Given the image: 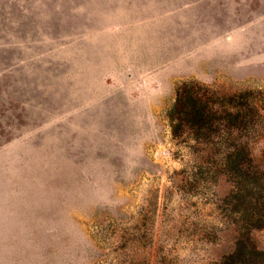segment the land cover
<instances>
[{
  "label": "rangeland",
  "instance_id": "rangeland-1",
  "mask_svg": "<svg viewBox=\"0 0 264 264\" xmlns=\"http://www.w3.org/2000/svg\"><path fill=\"white\" fill-rule=\"evenodd\" d=\"M244 146L264 0H0V264H264Z\"/></svg>",
  "mask_w": 264,
  "mask_h": 264
},
{
  "label": "trees",
  "instance_id": "trees-1",
  "mask_svg": "<svg viewBox=\"0 0 264 264\" xmlns=\"http://www.w3.org/2000/svg\"><path fill=\"white\" fill-rule=\"evenodd\" d=\"M187 96L188 95L183 93L180 90V88L177 90V104L173 110L178 112L179 119L187 122L188 121L201 122L204 120V117L212 113L213 109L208 105L202 103L203 98L200 95L194 96L195 102L201 105L200 107H198V109L189 107L188 102H186ZM229 114L232 115V112H230ZM237 115H239L238 112ZM238 117L239 116H237V118ZM229 157L231 160L235 162L239 160L240 161L243 160L242 161L243 164L245 165L255 164L256 167L259 168L264 164V149L262 150L261 155L257 156L252 148L244 146L238 149L236 152H231L229 154ZM262 254H264V252H262Z\"/></svg>",
  "mask_w": 264,
  "mask_h": 264
}]
</instances>
